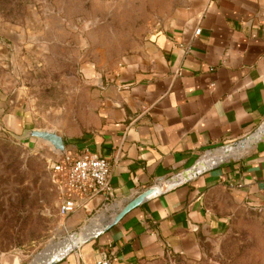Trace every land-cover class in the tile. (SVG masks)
<instances>
[{
	"label": "crops",
	"instance_id": "crops-1",
	"mask_svg": "<svg viewBox=\"0 0 264 264\" xmlns=\"http://www.w3.org/2000/svg\"><path fill=\"white\" fill-rule=\"evenodd\" d=\"M89 7L90 55L77 72L86 106L72 115L77 124L35 127L23 89L0 92L10 130H53L66 152L87 148L111 162L109 196L97 194L69 216L82 234L49 264L194 255L238 205L264 215V0H91ZM52 21L76 18L63 12ZM76 90L70 84L69 96ZM225 145L234 149L221 163L172 186L177 173ZM156 185L160 193L104 228Z\"/></svg>",
	"mask_w": 264,
	"mask_h": 264
},
{
	"label": "rangeland",
	"instance_id": "rangeland-1",
	"mask_svg": "<svg viewBox=\"0 0 264 264\" xmlns=\"http://www.w3.org/2000/svg\"><path fill=\"white\" fill-rule=\"evenodd\" d=\"M90 2L0 0V92L22 88L35 127L62 130L77 124L72 115L84 113L77 72L90 55L84 20ZM63 12L76 22L54 24ZM70 84L77 85L76 96H69ZM24 133L0 119V264L50 263L82 234L67 223L72 213L59 211L63 193L50 167L53 151ZM227 220L221 233L201 239L197 254L140 264H264V215L238 205Z\"/></svg>",
	"mask_w": 264,
	"mask_h": 264
},
{
	"label": "built area",
	"instance_id": "built-area-1",
	"mask_svg": "<svg viewBox=\"0 0 264 264\" xmlns=\"http://www.w3.org/2000/svg\"><path fill=\"white\" fill-rule=\"evenodd\" d=\"M199 33V29L195 31ZM234 149L232 145H225L219 152H206L200 156L194 165L188 168L185 173L176 174L173 185L185 183L205 173L214 166L221 163L226 157H219V153L228 152ZM242 150V148H240ZM53 177L58 186L62 189V200L59 204V211L62 215L75 212L78 208L85 206L97 194L104 197L109 196L108 176L111 169V162L87 148L79 153L72 152L54 153L51 159ZM115 257H106L96 260L95 264H113Z\"/></svg>",
	"mask_w": 264,
	"mask_h": 264
},
{
	"label": "water",
	"instance_id": "water-1",
	"mask_svg": "<svg viewBox=\"0 0 264 264\" xmlns=\"http://www.w3.org/2000/svg\"><path fill=\"white\" fill-rule=\"evenodd\" d=\"M26 137H33L38 140L43 141L46 145H48L53 153H62L64 149V142L60 135H58L53 130H47V129H32L29 130ZM161 192V187L159 185L152 186L141 193H139L137 196L126 202L120 209L117 210V212L113 215L112 219L104 226V228H108L115 223H117L124 214H126L128 211L133 209L136 206H139L143 202L147 201L152 196H155L156 194ZM60 257V256H58ZM57 258V257H56ZM53 261V260H52ZM51 262V261H50ZM49 264V263H47Z\"/></svg>",
	"mask_w": 264,
	"mask_h": 264
},
{
	"label": "bare ground",
	"instance_id": "bare-ground-1",
	"mask_svg": "<svg viewBox=\"0 0 264 264\" xmlns=\"http://www.w3.org/2000/svg\"><path fill=\"white\" fill-rule=\"evenodd\" d=\"M226 153H227V152H223V151H222V152L219 153L218 155H219V157H222V158H223V157L225 156ZM74 243H75V242H72V243H71V246L67 247L65 250H62L61 253H64L67 249H69L70 247H72V245H73ZM47 263H48V262H47ZM47 263H44V264H47Z\"/></svg>",
	"mask_w": 264,
	"mask_h": 264
}]
</instances>
